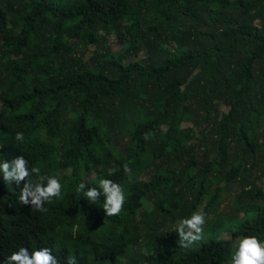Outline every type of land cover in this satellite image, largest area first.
<instances>
[{"label": "trees", "instance_id": "16d2710c", "mask_svg": "<svg viewBox=\"0 0 264 264\" xmlns=\"http://www.w3.org/2000/svg\"><path fill=\"white\" fill-rule=\"evenodd\" d=\"M17 155L58 174L62 198L35 211L19 201L26 181L0 173V264L20 247H47L58 264H225L233 239L264 241V0H0V162ZM108 166L98 182L126 195L111 217L103 195L76 191L98 188L83 174ZM244 173L237 214L224 216ZM203 204L204 239L180 247L172 227Z\"/></svg>", "mask_w": 264, "mask_h": 264}, {"label": "clouds", "instance_id": "9594fccd", "mask_svg": "<svg viewBox=\"0 0 264 264\" xmlns=\"http://www.w3.org/2000/svg\"><path fill=\"white\" fill-rule=\"evenodd\" d=\"M150 133L144 134V139L148 140ZM14 139L20 143L24 142L22 132H16ZM122 170L128 177H132L133 171L128 163L122 165ZM0 173L3 180L9 184L13 181L19 185L26 181L21 190L19 201L24 205H31L33 210L46 212L45 205L51 203L54 198H62V183L58 174H41L39 167L29 168V161L24 155H17L11 161L0 162ZM112 170L109 176L113 175ZM35 175L36 179H32ZM97 187L86 189V183L81 182L76 188L77 192H82L89 203H96L103 195L102 208L107 217L119 215L126 202V195L123 186L110 178L100 179ZM99 189V190H98ZM206 224V213L202 209H197L189 217L180 219L175 227L179 235L180 247L190 248L204 239V226ZM7 264H58L57 258L52 255V251L47 248L34 250L29 254L28 250L20 247L7 258ZM68 264H76V259L68 258ZM229 264H264V241L256 236H242L235 240L233 244V254Z\"/></svg>", "mask_w": 264, "mask_h": 264}, {"label": "rangeland", "instance_id": "374dc122", "mask_svg": "<svg viewBox=\"0 0 264 264\" xmlns=\"http://www.w3.org/2000/svg\"><path fill=\"white\" fill-rule=\"evenodd\" d=\"M108 45L112 48L113 51H118L122 48V44L120 43L119 41V38L117 35H111L109 36V39H108ZM97 47L96 45H93L90 49V51L86 52V55H85V58L86 59H90L92 56H95V51H96ZM145 56H141L140 57V60H142ZM225 111H229V108L228 107H224L223 108ZM72 113H68V116H70ZM186 126H190V125H186ZM168 128V127H167ZM167 128H163V130H166ZM125 134H122V135H119L117 138H116V142H117V145L122 148V149H127L128 146H129V143H130V138L126 135L127 133L124 132ZM199 157H200V160L202 162V164L206 163L209 158L207 157V154L205 152L200 151V154H199ZM53 159V157L51 158ZM114 162V160H112V163ZM110 171V166H108L107 168H103V167H98L97 170H92V171H88V172H85L83 174V179L87 182H91V183H98V178L101 176V174L103 173H109ZM153 172V169H150L149 173L151 174ZM243 178H241L236 184H234L232 187H230L227 191H225L224 195H223V201L221 203V206H220V213L224 216H227V217H230V216H235L237 214V197L238 195L243 191L244 187L248 186L246 182H244L243 180L246 179V174L244 173L243 174ZM256 175V174H255ZM261 175V174H260ZM62 178H65L67 180L70 179V173H66V174H62L61 175ZM145 179H148L145 178ZM204 205L202 206L201 209L204 208ZM152 207V202L150 200H146L144 202V206L138 210L137 212V219L136 220H141V218L143 217V215L149 211ZM215 218V214H210L208 216V219L209 221H213ZM171 223L168 224V226H170ZM176 225V224H175ZM175 225L172 227V230L174 229ZM207 225V221H206V224ZM146 236H147V233H145V231L142 232V235H141V239H140V244L143 243L144 244V241H146ZM224 239H232L233 236L231 234V232H227L224 236H223ZM237 238L233 239L232 240V243L234 244L235 240ZM148 254V249L145 247H141V254ZM230 262V261H229ZM229 262L225 263V264H229Z\"/></svg>", "mask_w": 264, "mask_h": 264}]
</instances>
